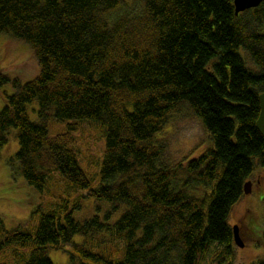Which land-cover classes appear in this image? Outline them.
I'll return each mask as SVG.
<instances>
[{
  "label": "trees",
  "instance_id": "obj_1",
  "mask_svg": "<svg viewBox=\"0 0 264 264\" xmlns=\"http://www.w3.org/2000/svg\"><path fill=\"white\" fill-rule=\"evenodd\" d=\"M0 32L26 41L39 66L25 82L0 67V87L16 88L0 109V153L15 127L9 164L29 184L44 192L58 171L62 191L110 203L83 221L59 206L10 230L0 218V264H55L50 248L70 264L231 260V209L264 166V0L239 14L233 0H0ZM35 99L39 121L27 113ZM184 108L210 145L173 163L158 133ZM51 114L105 125L97 186L71 133L49 134ZM11 248L25 249L21 263Z\"/></svg>",
  "mask_w": 264,
  "mask_h": 264
},
{
  "label": "rangeland",
  "instance_id": "obj_2",
  "mask_svg": "<svg viewBox=\"0 0 264 264\" xmlns=\"http://www.w3.org/2000/svg\"><path fill=\"white\" fill-rule=\"evenodd\" d=\"M124 1L127 5H132L138 0ZM32 53L31 46L26 41L17 39L11 33L0 32V67L5 68L11 77H18L25 82L37 76L39 66ZM15 89L11 82L0 87V109L6 103V95L13 93ZM39 109V102L36 99L27 104V113L32 120L42 119ZM47 124L50 135L71 133L79 163L88 174L92 185L97 186L100 182L99 172L106 145L105 125L91 120L59 119L52 114L48 116ZM158 138L166 145L165 159L173 163L195 157L210 145V138L203 124L187 108L178 112L165 124L158 133ZM18 149L17 129L11 127L8 141L0 153V218L5 229L15 228L19 222L26 221L31 215L39 219L40 212H48L58 206L61 214L71 209L73 216L79 221L94 214L104 215L109 209V202L97 201L91 196L79 197L78 190L70 189L68 193L62 191L60 188H63L64 183L58 176V171H55L58 173L55 178L48 181L49 189L41 192L9 164V158ZM249 180L252 181L251 191L243 193L233 205L229 216L232 227L239 226L244 245L239 246L234 242L231 260L223 264H252L264 259V166H257ZM120 213L121 210L114 213L112 221L118 218ZM24 250L19 249L14 254L11 248L5 254L6 258L10 263L18 260L21 263L20 258L24 254L27 255ZM49 255L55 264H70L68 253L63 249L50 248ZM208 258L200 263H219Z\"/></svg>",
  "mask_w": 264,
  "mask_h": 264
},
{
  "label": "water",
  "instance_id": "obj_3",
  "mask_svg": "<svg viewBox=\"0 0 264 264\" xmlns=\"http://www.w3.org/2000/svg\"><path fill=\"white\" fill-rule=\"evenodd\" d=\"M263 0H233L235 6V13L239 14V12L258 6ZM259 102H260V113L256 121L257 128L264 134V92L259 95ZM251 184L252 181L248 180L244 184V192L249 193L251 191ZM233 233H234V241L239 246H243L244 242L241 238L239 233V226H233Z\"/></svg>",
  "mask_w": 264,
  "mask_h": 264
}]
</instances>
